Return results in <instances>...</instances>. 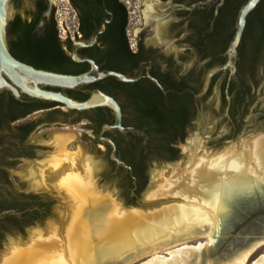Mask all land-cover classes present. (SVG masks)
<instances>
[{"label": "flooded vegetation", "instance_id": "af4514ba", "mask_svg": "<svg viewBox=\"0 0 264 264\" xmlns=\"http://www.w3.org/2000/svg\"><path fill=\"white\" fill-rule=\"evenodd\" d=\"M245 1L67 0L73 12L74 29L69 35H61L58 31L57 42H59L64 56L52 52L49 55H38L33 63L19 60L36 68L61 73L78 74L89 71L91 64L88 61L76 62L72 59L70 53L74 49L79 57L92 59L99 70H114L129 77L135 76L134 81L123 82L134 84L140 95L157 100L161 108L167 107L174 97L187 95L191 99L192 120L216 90L219 109L222 111L225 121L230 123L231 132L229 134H232L234 128L231 124L233 119L230 110L233 107V98L237 93L243 92V102H252L256 86L254 81L249 79V90L244 88L239 82L238 73L241 70L245 72L249 70L248 66L251 60L257 58L256 77L259 79L261 75H264V0H259L245 17L244 30L233 59L234 67L223 68L229 56V44L236 30L238 12ZM12 4L13 14L7 27L9 50L15 52L22 47L17 40L21 29L26 25L29 31V42L35 48L45 46L55 48L54 39L50 35L53 21L56 23L55 4L52 2L49 15H44L48 9L47 0H12ZM149 5L152 8L145 15L143 8ZM119 10H124L127 14L125 39L121 34ZM135 11L139 12V24L130 27L132 19L137 16ZM159 11L162 12L161 15ZM41 19L44 20V23L39 29ZM103 20H105L104 27L102 26ZM98 30L100 32L96 41L91 43L92 35ZM128 30L133 37L131 43L127 35ZM168 39H172L175 48H166L161 43ZM77 42H84L86 45L75 44ZM188 58H192L193 61L184 66ZM35 64L44 65V67H37ZM58 67L67 71H58L55 69ZM77 70L78 73H72ZM210 71L214 72L207 79V74ZM181 79H186L188 84L178 89L175 87V82ZM105 85H111V82H103V87ZM81 88L82 86L79 89L52 87L54 90H63L66 93L67 90H83ZM93 89L104 91L99 86H92L83 91L88 90L90 94ZM10 96L7 92L0 93V100H2V112L0 113V231L4 235L0 237V244L9 231L23 234L26 231L43 229L46 218L51 214L50 208L49 215H47L46 202L52 201L54 197L48 194L45 188L25 189L22 186V180L13 172L21 163H34L39 158V152L44 146L31 140V135L45 126L80 123L83 120H85V127L93 133L92 127L97 128V123L91 119L94 117L92 111L88 113L72 111L67 115H61L53 111L58 107L54 106L34 109L20 115L26 108L16 109L9 105ZM129 97L127 92H122L121 101L127 102ZM223 97L226 100L224 107ZM22 98L27 104L37 102L26 94H23ZM145 102L142 98L140 99V118L142 120L145 117L143 116L145 107H149L145 105ZM104 111L106 114L107 111ZM213 111L217 113L216 109ZM38 112H43V114L30 118ZM130 113V109L122 111L123 126H131L124 122V118L129 117ZM262 115L264 116V110L261 112ZM13 116L17 117L10 120ZM192 120L186 125L185 134L191 126ZM113 122L100 124L94 133L95 143L99 147L104 146L103 157L107 163V168L103 173L104 180L111 179L110 175H116L119 172V176L132 175L130 165L122 159L121 150L131 149L134 138L140 140L139 154L148 152L146 126L134 127L141 133H133L129 129L122 132L109 128L101 135L113 141L116 148L115 156L130 168L113 160L110 156L111 144L98 137L102 125ZM176 143L172 146L177 148ZM109 160L114 162L112 169L109 168ZM153 160L157 159L153 158L145 164L147 175ZM105 174L107 175L105 176ZM116 181L119 184V181ZM118 187L119 194L112 195L115 198H120L124 203L122 198L140 197L141 184L135 176H132L131 185L127 187L119 185Z\"/></svg>", "mask_w": 264, "mask_h": 264}, {"label": "bare ground", "instance_id": "6f19581e", "mask_svg": "<svg viewBox=\"0 0 264 264\" xmlns=\"http://www.w3.org/2000/svg\"><path fill=\"white\" fill-rule=\"evenodd\" d=\"M151 8L149 5L144 9L145 15ZM55 138L62 145L70 137L57 132ZM194 154L188 168L159 183L153 195L180 193L185 198L207 199L189 205L174 203L170 208L163 205L156 212H119L107 194L95 192L88 176L83 179L78 173H66L59 187L71 196L73 204L62 238L56 233L37 236L28 245L12 247L1 264H130L141 257H148L141 264H185L191 247L186 241L212 232L222 210L219 198L231 197L229 185L239 192L261 178L264 137L249 142L243 152L229 146L214 155ZM75 155L60 149L58 158L54 155L50 163L55 166L74 164ZM244 161L251 163L252 168L244 169V174L234 171L232 180L227 181L224 176L227 168L234 169V164ZM212 166L219 167V171H211ZM243 176L245 180L241 179ZM205 244L206 241L199 242L195 247ZM252 250L229 264H247ZM248 264H264V253Z\"/></svg>", "mask_w": 264, "mask_h": 264}, {"label": "rangeland", "instance_id": "374dc122", "mask_svg": "<svg viewBox=\"0 0 264 264\" xmlns=\"http://www.w3.org/2000/svg\"><path fill=\"white\" fill-rule=\"evenodd\" d=\"M52 2L56 6L55 20L58 31L59 22H62L67 34H70L74 29V17L70 5L67 3V0H52ZM144 9L145 8H143V10ZM161 13L162 12L159 11L160 15ZM135 14H137V16L132 19L130 27L139 24V12L135 11ZM132 16H134V14H132ZM154 18H157V16H154ZM161 43L166 48H175L172 39L161 41ZM192 61V58H188L184 66L191 64ZM214 91L215 92L210 96L207 103L192 120V124L187 129L184 139L176 143L179 149L178 157L174 161L153 160L151 162L148 170V182L141 192L137 200V205L135 206L149 212L158 211V208L160 209L161 206L164 205L163 207H166L165 204H167V206L168 204L173 206L174 203H185L189 205L190 202L183 199L185 197L180 193L179 195L178 193H173L154 196L153 190H155L159 183L175 176L177 173L180 174L181 170L185 169L188 164L190 165L192 161V159L189 158L190 154L195 153V156L206 153L214 155L229 146H234L239 150L242 147L243 139L250 138L251 135L255 133L254 131L264 129V120L261 118V112L264 110V75L260 76L259 82L255 86V96L244 117L242 128L233 138L227 137L231 132V125L222 117V111L219 109L218 94L216 90ZM60 109L68 110L66 107H60ZM213 109H216L217 113H215ZM41 114H43V112H38L30 118L40 116ZM84 122L85 120L80 123H62L45 126L31 135V140L44 146L39 152V158L34 163H21L13 172L22 180V186L25 189L45 188L47 193L54 197L52 198L51 214L46 218L43 229L30 230L23 234H18L16 232L7 233L0 244V264L4 256L11 251L12 247L28 245L33 239L37 238V236L47 237L52 233H56L62 238L70 219L71 205L73 204V200L70 198L71 196H68L69 194L59 187V182L65 177L66 173H78L77 175H81L78 177L83 179H87L86 176H88L92 184L96 182L95 192L100 195H106L108 193L113 195L119 194L118 182L115 179L104 180L103 178V173L107 168V163L103 157L104 146L99 147L95 143L94 133L89 128L85 127ZM57 132L67 133L70 137L65 143H61L64 147L56 141L55 134ZM59 146L62 147L59 148ZM60 149L76 154L73 162L74 164L70 162L71 164L67 163L62 166L51 165V160L55 156L58 158V151ZM182 151H184V154H182ZM244 167L246 168L247 166ZM85 168L87 169L86 171ZM112 198L115 197L113 196ZM191 204L193 203L191 202ZM205 240V236L200 235L187 240L186 243L196 244L198 241L203 242ZM261 253H264V244L249 255L247 264ZM147 258L148 257H141L130 264H139L140 262H144Z\"/></svg>", "mask_w": 264, "mask_h": 264}, {"label": "water", "instance_id": "95a60500", "mask_svg": "<svg viewBox=\"0 0 264 264\" xmlns=\"http://www.w3.org/2000/svg\"><path fill=\"white\" fill-rule=\"evenodd\" d=\"M48 1V9L44 15H49L52 8V0ZM259 0H246L240 7L236 30L229 44V56L226 64L223 66L234 67L233 59L237 53V46L240 43L241 36L244 30L245 17L247 13L257 4ZM13 14L12 0H0V93L7 92L17 100L23 101V94H26L34 99L48 100L60 104L61 107L74 109L76 111L90 110L92 108L105 106L112 110L114 122L112 124L105 123L102 125L98 137L102 141H108L111 144V158L118 164L126 168H130L125 162L115 156V144L109 138L101 135L106 129H118L122 132L129 129L133 133H141L131 126L122 125V111L118 101L111 95L99 89L90 91L89 96L84 100H77L69 96L63 90H54L52 87L60 89H79L83 84H88L106 76H115L121 81H134L135 76H127L123 73L114 70H99L96 63L88 57H79L74 49L70 55L76 62L88 61L91 64V69L87 72L78 74L61 73L46 69L36 68L28 63L17 59L8 48V32L7 27L10 17ZM44 20L41 19L39 29ZM105 20L102 22L104 27ZM100 31H96L91 38V43L95 42ZM75 44L86 45L84 42ZM210 71L207 79L213 74ZM250 138L242 140L240 151H245L249 142L264 137V129L254 131ZM218 153V152H217ZM184 154V151H182ZM191 158V154L189 155ZM249 162L242 164H234V169L227 168L224 175L227 181L232 180L233 172L238 171L244 174V169H251L252 165ZM189 166V165H188ZM185 167L186 168H188ZM244 166H247L246 168ZM219 168V167H218ZM216 166L211 167V171H219ZM261 178H256L255 182L249 186H245L243 190H238L235 186L229 185L232 188L230 198H219V203L222 207L218 214L216 224L209 235H204L206 244L202 247H195L196 244L188 248L189 256L185 264H229L236 260L239 256L252 250L250 255L261 245L264 244V169ZM247 175V174H246ZM244 178H241L245 180ZM96 182L93 184V189L96 190ZM238 192V193H237ZM119 212L138 211L147 213L142 209L133 205H126L120 198H112L113 195L108 193ZM155 196V195H154ZM184 196V195H183ZM185 197V196H184ZM192 203H200L207 198H183ZM196 204V203H195ZM172 207L171 205L166 208ZM156 212V211H152ZM200 236V235H199ZM203 241V242H205ZM168 256V254H166ZM140 262L139 264H141Z\"/></svg>", "mask_w": 264, "mask_h": 264}, {"label": "trees", "instance_id": "16d2710c", "mask_svg": "<svg viewBox=\"0 0 264 264\" xmlns=\"http://www.w3.org/2000/svg\"><path fill=\"white\" fill-rule=\"evenodd\" d=\"M121 19V34L125 39V26L127 23V14L124 10H119ZM11 22V21H10ZM57 24L53 21L50 28V35L54 39L55 48L39 47L35 48L29 42V31L27 25L24 26L18 37V44L20 47L19 50L13 51L10 49L11 53L18 59L26 60L28 62H34L35 58L38 55H49L52 52L57 53L59 56H64V52L59 47V42L57 38L58 28ZM257 63V58H253L249 64V70L246 72L241 70L238 73V79L240 84L244 88H248L249 90V79L254 81V84L257 85L259 79L256 77L255 67ZM37 67H44V65L35 64ZM58 71H67L63 68H55ZM72 73H78L77 71H73ZM110 81L111 85H105L103 87V82ZM188 84L186 79H181L175 82V87L181 89L182 87ZM83 90L91 88L92 86L101 87L106 93L113 96L121 106L122 111H126L128 109L131 110L130 116L125 117L124 122L128 125H131L135 128H140L142 126H146V133L148 135V141L146 143V147L148 152L140 155V140L139 138L133 139V146L129 150H121L122 159L131 167L132 175L119 176L120 172L116 175H110L111 179H115L119 181V185L122 187H127L131 185L132 176H135L137 181L141 184L139 189V194L145 188L148 182V175L146 169V162H150L153 158L157 160H169L176 159L178 157V149L172 144L176 143L178 140H183L185 137V127L187 124L191 123L192 120V104L190 102V97L187 95L176 96L173 98L172 102L167 107H162L159 105L157 100H152L147 98L145 95L142 96L138 93L137 88L134 84L126 83L120 80H117L113 76H106L102 78V80L81 85ZM83 90H67V94L74 99L84 100L89 96V91ZM122 92H127L129 94V99L127 102L121 101ZM145 100L146 106L144 109L143 120L140 118V99ZM34 99V98H33ZM37 102L27 104L25 101L17 100L12 95L10 96L9 105L13 106L16 109L26 108L20 115H24L29 111L34 109L41 108H52L54 106H58L54 108L53 111L57 114L67 115L72 111H76L74 109L61 110L59 108L60 104L56 102H51L48 100L35 99ZM223 107L226 104L225 97H223ZM0 100V113L2 112ZM251 105V102L244 103L243 102V92L237 93L233 98V107L230 110L232 115V122L234 132L229 134L227 137L233 138L236 134H238L242 128L243 120L245 115L248 112V109ZM27 106V107H26ZM107 113L105 114V111ZM92 111L93 113V121L97 123V128L92 127L94 133L98 130V126L104 122H113L114 116L112 114V110L109 107L100 106L96 108H92L90 110H82L77 111L80 113H88ZM109 115V116H106ZM17 116H13L10 120L14 119ZM263 119L264 116L262 115ZM138 154V155H137ZM109 168L114 167V162L109 160ZM107 174H105L106 176ZM125 201L126 205H137L138 198H122ZM52 201L46 202L47 206V215H49ZM9 233H14V231H9ZM4 236L0 231V237Z\"/></svg>", "mask_w": 264, "mask_h": 264}, {"label": "built area", "instance_id": "2783aa9c", "mask_svg": "<svg viewBox=\"0 0 264 264\" xmlns=\"http://www.w3.org/2000/svg\"><path fill=\"white\" fill-rule=\"evenodd\" d=\"M59 33L61 35H66L67 34V31L65 30V28L63 27V24L62 22H59ZM71 34V33H70ZM69 35V34H68ZM127 35H128V38H129V42L131 43L133 41V37H132V34L131 32L128 30L127 32Z\"/></svg>", "mask_w": 264, "mask_h": 264}]
</instances>
